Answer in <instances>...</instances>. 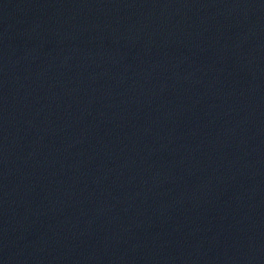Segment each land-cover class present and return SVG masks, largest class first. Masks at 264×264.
Segmentation results:
<instances>
[{"label":"water","instance_id":"95a60500","mask_svg":"<svg viewBox=\"0 0 264 264\" xmlns=\"http://www.w3.org/2000/svg\"><path fill=\"white\" fill-rule=\"evenodd\" d=\"M0 264H264V0H0Z\"/></svg>","mask_w":264,"mask_h":264}]
</instances>
